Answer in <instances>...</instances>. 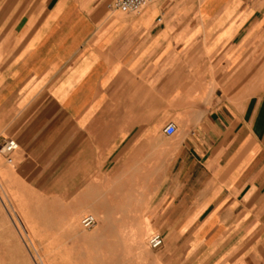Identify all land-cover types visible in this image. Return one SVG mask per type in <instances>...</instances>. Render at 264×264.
<instances>
[{
    "label": "crops",
    "instance_id": "crops-1",
    "mask_svg": "<svg viewBox=\"0 0 264 264\" xmlns=\"http://www.w3.org/2000/svg\"><path fill=\"white\" fill-rule=\"evenodd\" d=\"M113 2L0 0L4 183L52 212L139 209L150 264H264V0Z\"/></svg>",
    "mask_w": 264,
    "mask_h": 264
},
{
    "label": "rangeland",
    "instance_id": "rangeland-1",
    "mask_svg": "<svg viewBox=\"0 0 264 264\" xmlns=\"http://www.w3.org/2000/svg\"><path fill=\"white\" fill-rule=\"evenodd\" d=\"M157 133L163 135L162 129ZM179 134L165 137L162 145L174 149ZM3 161L9 164L0 154V264H150L154 250L147 239L156 231L139 209L52 212L49 198H38L34 207L21 184L4 183ZM149 166H155L154 161ZM151 177L156 184L161 176ZM139 178L108 177L97 182L104 181V191L109 192ZM69 212L80 215L66 218ZM86 214L97 218L96 226L88 230L80 226ZM72 224L79 233H72Z\"/></svg>",
    "mask_w": 264,
    "mask_h": 264
},
{
    "label": "built area",
    "instance_id": "built-area-1",
    "mask_svg": "<svg viewBox=\"0 0 264 264\" xmlns=\"http://www.w3.org/2000/svg\"><path fill=\"white\" fill-rule=\"evenodd\" d=\"M150 0H114L113 6L115 9L120 10L123 13H141L144 8L149 4ZM163 133L167 136H173L177 133V126L174 122L168 123L163 128ZM0 154L5 158V160L12 164V155L19 148V143L13 138H6L0 142ZM97 224V218L93 214H86L82 217L80 221V226L85 230L95 227ZM148 246L151 249H158L163 246V237L158 233L151 234L148 239Z\"/></svg>",
    "mask_w": 264,
    "mask_h": 264
},
{
    "label": "bare ground",
    "instance_id": "bare-ground-1",
    "mask_svg": "<svg viewBox=\"0 0 264 264\" xmlns=\"http://www.w3.org/2000/svg\"><path fill=\"white\" fill-rule=\"evenodd\" d=\"M73 218V217H72ZM68 222H70V221H68ZM72 226H73V224H72ZM84 229V228H83Z\"/></svg>",
    "mask_w": 264,
    "mask_h": 264
}]
</instances>
